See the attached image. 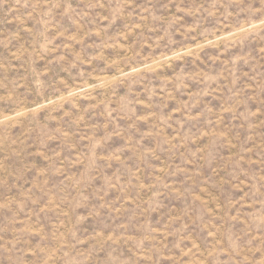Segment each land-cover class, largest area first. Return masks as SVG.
<instances>
[{"label":"rangeland","instance_id":"rangeland-1","mask_svg":"<svg viewBox=\"0 0 264 264\" xmlns=\"http://www.w3.org/2000/svg\"><path fill=\"white\" fill-rule=\"evenodd\" d=\"M0 264H264V0H0Z\"/></svg>","mask_w":264,"mask_h":264}]
</instances>
